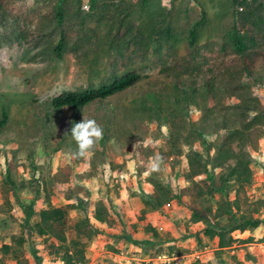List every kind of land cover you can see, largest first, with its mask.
Here are the masks:
<instances>
[{"label":"rangeland","instance_id":"obj_1","mask_svg":"<svg viewBox=\"0 0 264 264\" xmlns=\"http://www.w3.org/2000/svg\"><path fill=\"white\" fill-rule=\"evenodd\" d=\"M54 2L0 0V117L1 112L7 116L0 127V187L5 169L30 185L18 193L20 204L13 202L12 210L0 211V246L9 245L6 253L0 252L2 263L15 264L16 257H23L29 264H59L49 263L55 260L47 257L50 254L43 238L31 231L37 211L47 205L43 186L49 192V204L50 198L56 203V198L63 197L73 205L68 210L65 237L69 246L73 244L81 252L79 264H130L125 260L134 256L138 259L131 264L147 257L151 264H160L158 255L178 253L186 256L180 264H191L190 256L195 254L201 264H264V134L251 151L247 183L229 181L223 190L204 189L198 195L185 177L186 142L192 140L189 120H208L220 111L224 113L222 107L239 124L241 120L232 107L237 102L233 94H241L256 105L243 112L242 123L257 117L255 127L264 130L263 70L255 63L254 74L259 78L255 79L251 72L241 69L237 54L220 49L230 28L231 0H95L91 5L89 0H65L63 28L56 22ZM201 17L190 42L188 30ZM126 22L134 26L131 30L136 41L131 37L126 42ZM167 26L169 35L164 33ZM60 30L65 42L57 55L54 47ZM113 33L115 42L124 46L115 72L109 65L116 58L109 47ZM128 71L139 75L135 84L79 111L66 107L55 110L49 104L61 92L108 83ZM84 117L95 119L104 137L87 158H76L70 128ZM166 123L172 124L179 152L172 151L166 142ZM204 124L210 128L212 123ZM215 135L204 134L205 143L213 142ZM191 148L204 156L213 152L212 145L207 147L199 138ZM157 155L163 161L160 171H151L149 162L145 173L152 185L159 181L172 190L171 200L177 206L173 213H164V231L153 238L136 239L148 243L135 244L138 250L126 245L134 239L125 234L119 239L109 238L100 249L103 256L98 255L94 241L100 231L94 232L95 225L87 215L94 198L100 196L110 203L108 192H117L120 186L117 175H112L115 171L131 170L141 187L142 174L136 176L134 168L115 160L144 157L151 161ZM194 179L219 182L216 175L202 173ZM65 188L68 192L64 194ZM182 188L189 190L180 191ZM224 202H228L234 218L251 215L259 224L231 231L230 245L219 248L216 237L205 232L212 223L192 221L184 204L207 207L217 221L225 223L227 216L220 210L225 209ZM170 204L164 210L171 208ZM28 205L30 211L25 214L23 208ZM107 209L110 212L111 208Z\"/></svg>","mask_w":264,"mask_h":264},{"label":"trees","instance_id":"obj_2","mask_svg":"<svg viewBox=\"0 0 264 264\" xmlns=\"http://www.w3.org/2000/svg\"><path fill=\"white\" fill-rule=\"evenodd\" d=\"M145 1V0H144ZM90 5L95 0H89ZM65 0H56L54 2V13L56 14V22L59 28L62 27L63 21V4ZM241 6V10L237 8ZM99 18H102L100 15ZM202 21L200 20L193 22L192 26L188 30V37L190 42L194 39V28ZM126 33L129 34L126 42L132 37L133 41H136L134 31L131 28L134 26L130 22L125 24ZM133 31V32H132ZM166 35L170 34V28L167 26L164 29ZM132 34V36H131ZM63 31L60 30L57 43L54 49L56 54L59 55L63 48L65 39ZM116 37L114 33L111 35L109 40V47L112 51L114 58L110 62V67L115 72L117 68V56L122 57L123 48L121 44L115 42ZM222 52L235 53L238 56V61L241 65V69L251 72L255 79H259L254 74L255 63H258L259 70L264 72V0H231V22L230 28L226 33V39L224 43L220 45ZM112 75L113 72H112ZM139 79V75L135 71L124 72L117 77H113L108 83L100 84L95 87L78 89L72 91H64L56 96H53L49 100V104L52 109L59 110L61 108H69L79 111L87 104L94 101H101L109 96L123 91L126 88L131 87ZM207 88V85H205ZM207 91V89H205ZM237 102L235 103L234 109L237 111L238 119L241 122L238 124L236 119L230 116V113L226 112L224 108H220L224 113L219 112L218 115L194 122L188 121V135L192 137V140H187V151H186V162L188 170L185 173V177L190 181V188H193L198 195L203 194L205 191L210 192L213 188L223 190L227 187L231 181L232 183L241 184L247 183L251 177L250 161L251 151L255 149L256 141L264 134L263 128L255 127L254 120L257 117L249 118L243 123L244 115L243 112L248 109H255L256 105L253 101L248 98H244L241 94L235 95ZM202 117V116H201ZM168 117L167 122H170ZM7 119L6 113L1 112L0 127L4 125ZM205 119V120H204ZM205 121H211L210 128H206ZM171 123V122H170ZM166 123L168 133L166 142L174 152H179V143L177 141L176 134H174L172 124ZM210 132L216 133V137L213 142L205 143L203 137L204 134ZM199 138V142L205 144L207 147L212 145L211 156H204L198 150L191 148L193 141ZM217 169L218 174H213V171ZM197 173L205 174L207 177L216 175L219 182H204L195 180L194 176ZM53 179V175L51 176ZM43 181L41 184L43 185ZM201 184H204L202 187ZM230 185V184H229ZM29 182L24 179L16 180L10 175L9 169L4 171V179L1 182V198L3 204L0 206V211H8L12 208V203L9 196L12 197L13 202L20 204V198L18 193L26 189ZM38 188V187H37ZM181 190L188 191L189 188H182ZM36 191V190H35ZM44 195V201L47 205L37 211V219L33 222L31 231L36 235L43 238L45 243L46 252L50 255L59 256L60 260L64 264H79L82 260L81 252L73 248V244L70 246L66 240V218L67 209L73 207L72 204L64 206H51L49 204V192L47 188L42 186ZM36 192H34V195ZM172 197V190L164 186L161 182H153V192L150 195V199L154 207H160L162 204L169 201ZM178 203L181 202L179 194H176ZM186 209L190 212V218L192 221L207 220L212 223V227L205 230L206 234L210 237H216L217 246L224 248L230 245L232 238L230 236L231 231L239 230L243 231L248 227L254 228L259 224V220L251 215L243 216L240 215L239 219L234 218L233 213L228 210V202H224V207L220 208L227 216L225 223H220L215 218V213L207 207H198L193 204H184ZM237 206V205H236ZM30 207L23 208L25 214L29 213ZM93 217L97 221H103L105 214L102 203L97 201L94 205ZM156 235V234H155ZM72 248V250H70ZM9 249V245L2 244L0 246V252L6 253ZM0 264H3L0 260ZM15 264H29L23 257L15 258ZM151 264V262L141 263Z\"/></svg>","mask_w":264,"mask_h":264},{"label":"crops","instance_id":"obj_3","mask_svg":"<svg viewBox=\"0 0 264 264\" xmlns=\"http://www.w3.org/2000/svg\"><path fill=\"white\" fill-rule=\"evenodd\" d=\"M117 162L119 161H124L126 162V166L129 168L131 166L134 168L135 175L139 176L140 173L142 174L139 176L141 179V187L139 186L140 182L136 181L134 178V175H131V170L128 172H121V171H115L113 172L112 175H117V180L119 181L120 186L117 189V192L110 191L108 193L109 197L108 202L110 203H105L104 198H101L100 196H97V198H94V201L91 203V210L90 212L88 211V218L90 222L93 224V230L94 232L100 231L96 236L97 239L94 241V245L96 248V251H100L102 249V245L106 243V241H109V238H114V239H119L123 234L127 236L128 238L131 237L134 240H131V243H127L130 247L131 250H138L139 248L135 244H148L143 241H139L136 239L139 238H153L151 236H157L161 235V231H164V224H166L164 218L165 215L164 213L170 212L173 213V211L176 209V202L175 200H171L162 204L160 207H154V205L151 202L150 195L153 192V185L151 184L150 178L144 170V166L148 165L150 160L145 161L144 157H138V159H125L122 158H117L115 160ZM117 167H120L117 165ZM121 169H124V166H121ZM115 180V179H114ZM57 184V183H56ZM64 184V183H63ZM109 185V184H108ZM67 187V186H66ZM66 190L63 191V193H67V188ZM114 189V188H113ZM136 191V192H134ZM141 192V193H140ZM143 192V193H142ZM107 193V194H108ZM11 197V196H10ZM9 197V199H10ZM44 200V199H43ZM57 202L55 203V200H51L50 198V205L51 206H64V205H69V200H66L62 198H56ZM12 203V210L14 208V204L12 199H10ZM97 201H100L103 206L104 214H105V219L103 221H97L93 217V212H94V205ZM171 202L172 204H170ZM170 204L171 208H166ZM109 205V206H108ZM46 206V205H45ZM44 206V207H45ZM107 207L111 208L110 212ZM169 207V206H168ZM73 208V207H71ZM67 209V214L68 210ZM107 209V210H106ZM106 211L109 212V214L105 213ZM190 213V212H189ZM115 214H118L119 216L115 217ZM120 218V219H119ZM120 222V223H119ZM117 233V234H116ZM144 233H147L149 236H143ZM156 234V235H155ZM145 241V240H144ZM97 242L99 245H97ZM121 245V244H120ZM105 248V247H104ZM102 252L98 255H101ZM103 256V255H101ZM50 259H54L55 261L49 262V263H59L62 264L61 260H56L57 258L54 257L53 255H48L47 256ZM134 258H128L125 261L131 264L135 260ZM138 259V258H136ZM148 262V257L142 262L138 263H146Z\"/></svg>","mask_w":264,"mask_h":264},{"label":"clouds","instance_id":"obj_4","mask_svg":"<svg viewBox=\"0 0 264 264\" xmlns=\"http://www.w3.org/2000/svg\"><path fill=\"white\" fill-rule=\"evenodd\" d=\"M70 135L76 144V150L72 155L76 158H87L96 144L103 139L104 130L95 119L84 117L80 122L72 123ZM162 162L159 155L153 157L150 161L151 171H160Z\"/></svg>","mask_w":264,"mask_h":264},{"label":"built area","instance_id":"obj_5","mask_svg":"<svg viewBox=\"0 0 264 264\" xmlns=\"http://www.w3.org/2000/svg\"><path fill=\"white\" fill-rule=\"evenodd\" d=\"M238 10H241V6L237 8ZM186 256L182 255L181 253L172 255V256H167L164 254L158 255L156 257V260L160 263V264H180L184 258ZM191 257V264H201L198 260V255L195 254L194 256H190Z\"/></svg>","mask_w":264,"mask_h":264}]
</instances>
